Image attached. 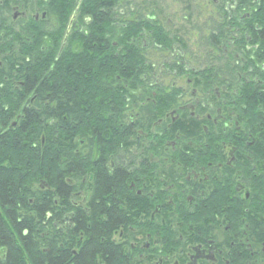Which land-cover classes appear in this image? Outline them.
Instances as JSON below:
<instances>
[{"label": "flooded vegetation", "instance_id": "af4514ba", "mask_svg": "<svg viewBox=\"0 0 264 264\" xmlns=\"http://www.w3.org/2000/svg\"><path fill=\"white\" fill-rule=\"evenodd\" d=\"M258 5L0 0L2 133L27 110L37 115L40 102L54 110L41 143L57 135L60 104L77 127V90L89 96L79 110L101 124L64 134L73 138L66 264L94 225H104L98 242L113 249H97L90 264H264L262 108L239 95L262 84L259 44L247 34ZM101 170L115 177L106 195L97 188Z\"/></svg>", "mask_w": 264, "mask_h": 264}, {"label": "trees", "instance_id": "16d2710c", "mask_svg": "<svg viewBox=\"0 0 264 264\" xmlns=\"http://www.w3.org/2000/svg\"><path fill=\"white\" fill-rule=\"evenodd\" d=\"M255 26L259 31L254 32ZM247 29L248 40L251 37L249 44L258 42V51L264 61V0H260V5L252 11ZM261 76V86L244 85L239 89V95L248 105H261L264 133V70ZM32 82L29 76L26 84L31 85ZM44 90L47 91V88ZM65 108L61 104L55 107L59 122L52 128L57 135L46 137L43 143L38 141V130H50L45 120L54 110L42 102L38 106L37 115L33 110H27L24 120L15 130H7L5 133L0 130V264H66L64 177L68 167L67 159L70 157L66 155L69 146L67 142H72L73 138L64 134L74 133L77 127L70 120L62 119ZM71 108L78 110L79 106L75 102ZM71 114L74 116L75 110ZM262 141L257 153L263 161L264 173V134ZM71 163L72 170L79 169L77 159L74 158ZM38 178H42L45 186H33ZM114 181L115 177H107L101 170L97 183L99 192L108 194ZM103 227L94 225L88 243L72 264H90L93 252L110 248L106 243L98 242Z\"/></svg>", "mask_w": 264, "mask_h": 264}, {"label": "bare ground", "instance_id": "6f19581e", "mask_svg": "<svg viewBox=\"0 0 264 264\" xmlns=\"http://www.w3.org/2000/svg\"><path fill=\"white\" fill-rule=\"evenodd\" d=\"M81 90V88H79ZM87 91H89L90 88H86ZM73 96V101H77V104H82L81 102H83L82 100H88L87 98H89L88 93L87 92H81L79 90H77L76 94L72 95ZM75 97V98H74ZM75 99V100H74ZM80 100V101H78ZM75 119L79 122L76 124L77 127L79 126H83V124H91L93 125L96 129L100 130V121L99 119L95 116L94 113L92 112H85L83 113L82 111H80L79 109H75ZM86 120V121H85ZM110 128V126H108ZM38 128V127H37ZM36 128V129H37ZM54 136V135H53ZM52 136V137H53ZM66 153V151H65Z\"/></svg>", "mask_w": 264, "mask_h": 264}, {"label": "rangeland", "instance_id": "374dc122", "mask_svg": "<svg viewBox=\"0 0 264 264\" xmlns=\"http://www.w3.org/2000/svg\"><path fill=\"white\" fill-rule=\"evenodd\" d=\"M152 61H154V59H152ZM236 75H237V74H236ZM236 75H235V74H231V78H232V80L237 79L238 75H237V77H236ZM239 75H240V74H239ZM227 96H228V95H227ZM38 132H39V134H38V141H41V136H42V134H43L44 132L42 131V129H39ZM79 139H84V140L86 141V139H85L83 136H80ZM41 179H42V178H38V179H36V180L34 181L33 186L37 188L38 185L41 184L40 182H42V181H40Z\"/></svg>", "mask_w": 264, "mask_h": 264}, {"label": "water", "instance_id": "95a60500", "mask_svg": "<svg viewBox=\"0 0 264 264\" xmlns=\"http://www.w3.org/2000/svg\"><path fill=\"white\" fill-rule=\"evenodd\" d=\"M42 186V185H41Z\"/></svg>", "mask_w": 264, "mask_h": 264}]
</instances>
